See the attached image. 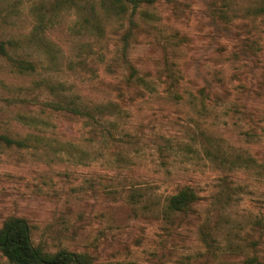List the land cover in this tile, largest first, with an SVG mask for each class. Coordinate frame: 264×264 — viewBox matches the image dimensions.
<instances>
[{"label": "rangeland", "instance_id": "rangeland-1", "mask_svg": "<svg viewBox=\"0 0 264 264\" xmlns=\"http://www.w3.org/2000/svg\"><path fill=\"white\" fill-rule=\"evenodd\" d=\"M0 42V228L92 264H264V0H0Z\"/></svg>", "mask_w": 264, "mask_h": 264}, {"label": "trees", "instance_id": "trees-1", "mask_svg": "<svg viewBox=\"0 0 264 264\" xmlns=\"http://www.w3.org/2000/svg\"><path fill=\"white\" fill-rule=\"evenodd\" d=\"M114 2L136 0H112ZM4 43L0 42V56H5ZM7 145L15 142L0 136ZM18 143V142H17ZM195 201V195L190 189H182L168 199L167 207L173 212L189 210ZM0 252L10 264H92L83 256L75 253L59 251L54 254L44 252L33 246L30 239L29 226L23 219L9 218L0 228ZM242 264H263L254 260H246Z\"/></svg>", "mask_w": 264, "mask_h": 264}]
</instances>
